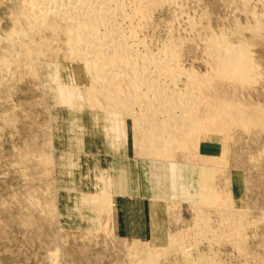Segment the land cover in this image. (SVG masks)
<instances>
[{
  "label": "rangeland",
  "instance_id": "374dc122",
  "mask_svg": "<svg viewBox=\"0 0 264 264\" xmlns=\"http://www.w3.org/2000/svg\"><path fill=\"white\" fill-rule=\"evenodd\" d=\"M162 1H152L139 33L149 50L173 38L183 67L204 73L208 37L242 40L260 76L227 88L258 123L201 135L198 151L144 155L131 114L119 111L107 124L52 100L40 62L81 91L90 86L83 64L67 60L59 41L41 53L46 35L29 39L27 56L16 46L25 40L24 1L0 0V264H264V3ZM137 188L125 202L139 225L116 228L115 193ZM95 194L106 208L82 202Z\"/></svg>",
  "mask_w": 264,
  "mask_h": 264
},
{
  "label": "bare ground",
  "instance_id": "6f19581e",
  "mask_svg": "<svg viewBox=\"0 0 264 264\" xmlns=\"http://www.w3.org/2000/svg\"><path fill=\"white\" fill-rule=\"evenodd\" d=\"M23 1L21 17L25 21V27L21 26V28L25 29L20 30L19 27V30L22 31L20 35L25 37V40L20 41L22 39L20 38L16 42V46L24 45L26 48V52H24L29 56L34 52L29 45V39L33 35H46L45 38L41 36L43 39L38 37L40 44L43 45L41 53H44L52 42L58 43L59 41L57 46H61L62 51L65 49L66 58L81 62L90 80V86L81 91L80 87L75 84L69 85L64 81V83L55 81L60 76L57 71L58 66H55V71L54 66L51 67V63L40 62L43 68L48 66V70L44 69V72L46 80L50 81L49 92L52 100L57 105H63L69 109L73 106H78V109L84 108L91 113L95 121H105L107 124L119 111L129 117L131 114L135 125L133 137H136V143L143 154H148V156L170 155L178 148L183 151V148L192 147V145H195V150H197L198 145L196 146V144L201 135L207 136L209 132H221L220 134L226 132L227 135V132L237 128L249 131L248 128L258 123V119L255 117H251V115L246 117L247 112L244 106L245 108L249 106L246 107L245 103L243 106L240 104L241 102L238 103L237 99H233L229 95L230 89L227 88L233 84L249 85L251 80L254 81L255 75H258L253 61L250 60V54L246 50L247 45L242 40L234 43L230 40L231 37L222 34L216 38L208 37L205 56L208 55L209 61L204 62L205 65H208H206L208 71L199 73L192 68L187 69L183 67V63L181 64L178 41L175 42L172 40L173 38H170L171 41L166 42L164 48L151 51L148 48L150 43L147 46L146 42L139 37L140 31L145 28L142 27L148 14V7L154 0ZM241 2L243 1L241 0ZM258 2L263 4L264 0H258ZM19 30L17 31L19 32ZM10 34H12L11 31ZM48 34L50 38L47 36ZM20 35L18 36L21 37ZM14 40L13 38L11 43ZM33 42L34 44L38 43V41L35 43V40ZM12 45L15 44L12 43ZM13 51L15 52L14 49ZM50 67L52 69L49 70ZM259 76L257 77L259 78ZM133 107L138 109L137 112L132 111ZM251 108L249 109L251 110ZM252 109L255 110V108ZM184 150L188 151V148ZM183 156L185 157V154ZM100 201H102V196L96 194L82 199L85 205H96V203H101ZM107 202L109 201L103 202L105 208ZM103 203L101 204L103 205ZM205 215L202 217H206ZM139 248L142 250L141 247ZM130 250H132V246ZM135 251L140 253L139 250L135 249Z\"/></svg>",
  "mask_w": 264,
  "mask_h": 264
},
{
  "label": "crops",
  "instance_id": "0c3cea01",
  "mask_svg": "<svg viewBox=\"0 0 264 264\" xmlns=\"http://www.w3.org/2000/svg\"><path fill=\"white\" fill-rule=\"evenodd\" d=\"M137 192V189H132L129 192H123V193H115V197L112 201L113 208L116 212V228L122 227L124 229H127L126 226H128V223L134 222L139 225V211L136 212L135 216H133L131 219H129L128 216V210H127V203L125 201L128 200L130 195H127L132 192ZM117 194V195H116ZM154 202V201H153ZM115 218V216H114ZM141 225V223H140ZM142 226V225H141Z\"/></svg>",
  "mask_w": 264,
  "mask_h": 264
}]
</instances>
